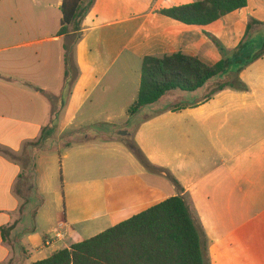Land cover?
I'll return each instance as SVG.
<instances>
[{"label":"crops","instance_id":"obj_1","mask_svg":"<svg viewBox=\"0 0 264 264\" xmlns=\"http://www.w3.org/2000/svg\"><path fill=\"white\" fill-rule=\"evenodd\" d=\"M199 1L85 0L66 77L63 0H34L31 11L0 0V264L46 260L178 196L204 229L210 264H264V56L240 72L246 91L207 99L231 71L128 114L145 58L215 66L225 56L213 38L228 52L264 44V0L207 26L161 14ZM251 20L261 25L246 36ZM45 137L57 147L42 150Z\"/></svg>","mask_w":264,"mask_h":264},{"label":"trees","instance_id":"obj_2","mask_svg":"<svg viewBox=\"0 0 264 264\" xmlns=\"http://www.w3.org/2000/svg\"><path fill=\"white\" fill-rule=\"evenodd\" d=\"M94 1V0H93ZM248 0H200L197 3L175 7L162 15L189 26H207L227 15L244 9ZM93 6L85 0H63L60 36H68L64 46L66 77L72 73L74 46L77 34L73 29L80 25ZM261 24L251 20L246 36ZM225 59L215 66H208L198 58L177 53L171 56L145 58L141 72V85L137 101L129 109V116L154 105L173 91L196 92L213 79L227 75L235 60L227 57L221 43L212 39ZM241 47V46H240ZM238 48L241 63L231 79L220 83L207 99L225 89L246 91L239 78L246 67L264 56V47ZM236 55V53H235ZM133 150L148 169H153L136 146ZM13 227L4 230L7 237ZM208 241L204 229L195 217L185 198H170L151 209L127 220L89 240L73 245L70 249L54 253L50 258L33 264H210Z\"/></svg>","mask_w":264,"mask_h":264},{"label":"rangeland","instance_id":"obj_3","mask_svg":"<svg viewBox=\"0 0 264 264\" xmlns=\"http://www.w3.org/2000/svg\"><path fill=\"white\" fill-rule=\"evenodd\" d=\"M34 0H14V5L16 4V5H18L19 7H21V9H25V10H29V11H31L32 10V8H33V4H32V2H33ZM13 4V0H5V7L4 8H10L11 7V5ZM254 36H259V37H262L263 36V34H261V33H256ZM257 38V37H256ZM244 45H246V49H250L249 48V46H251L252 48L251 49H254L253 50V53H258V52H260L262 49H263V47H264V44L262 43L261 45H260V47L259 48H257V47H255V46H257L258 44H253V42L251 41V43H249V44H247L246 42L245 43H242L241 44V47H240V50L242 51V54L245 52V51H247L246 49H244L243 47H244ZM253 45H255V46H253ZM254 47V48H253ZM225 51L227 52L226 54H227V57L228 58H230V59H233V60H235V63H234V65L233 66H231V71H237V69H238V67H239V64L241 63V60H242V56H238V54H237V52L239 51L238 49H236L235 51H233V52H228L226 49H225ZM235 53H236V55H235ZM179 92V91H178ZM121 133H123V132H121ZM120 133V134H121ZM53 147H57V141L56 140H48L46 137L43 139V140H41V148H42V150L44 149V150H46V149H48V148H53ZM26 149H28L27 147L25 148V151H28V150H26ZM22 159H25L24 157H22ZM23 161H26V160H23ZM28 180V179H27ZM26 180V182H23V183H20L19 184V189L20 190H22V196H23V198H25L26 199V197H27V190H28V187H29V184H31V183H33L32 181L30 182L29 180V182Z\"/></svg>","mask_w":264,"mask_h":264},{"label":"built area","instance_id":"obj_4","mask_svg":"<svg viewBox=\"0 0 264 264\" xmlns=\"http://www.w3.org/2000/svg\"><path fill=\"white\" fill-rule=\"evenodd\" d=\"M55 239L62 240L63 239V235L60 232L55 233ZM47 245L49 246L50 245V242L47 243Z\"/></svg>","mask_w":264,"mask_h":264},{"label":"water","instance_id":"obj_5","mask_svg":"<svg viewBox=\"0 0 264 264\" xmlns=\"http://www.w3.org/2000/svg\"><path fill=\"white\" fill-rule=\"evenodd\" d=\"M122 135H124V136H125V135H127V134L124 132Z\"/></svg>","mask_w":264,"mask_h":264}]
</instances>
